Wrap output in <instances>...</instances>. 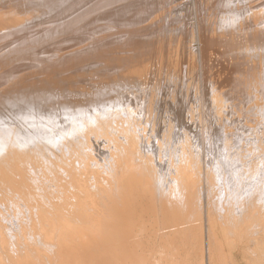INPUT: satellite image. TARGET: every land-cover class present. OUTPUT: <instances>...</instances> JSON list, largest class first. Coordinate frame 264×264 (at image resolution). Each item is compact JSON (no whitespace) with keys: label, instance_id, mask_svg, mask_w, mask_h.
<instances>
[{"label":"bare ground","instance_id":"obj_1","mask_svg":"<svg viewBox=\"0 0 264 264\" xmlns=\"http://www.w3.org/2000/svg\"><path fill=\"white\" fill-rule=\"evenodd\" d=\"M262 124L264 0H0V264L263 246Z\"/></svg>","mask_w":264,"mask_h":264},{"label":"rangeland","instance_id":"obj_2","mask_svg":"<svg viewBox=\"0 0 264 264\" xmlns=\"http://www.w3.org/2000/svg\"><path fill=\"white\" fill-rule=\"evenodd\" d=\"M192 18L193 17H191L190 19L192 20ZM192 22H193V20H192ZM260 63L262 66L263 65V59L262 58L260 59ZM257 117H258V121L263 123V121H262L263 116H257ZM259 128H260L259 137H262V136H264V132H263L264 131V124H262ZM262 147L264 148V144L262 145ZM203 155H204V153H203V149H202L201 167H203L202 170H203V174H204V163H205V161H203ZM262 217H263L262 220L264 223V214L262 215ZM214 230H216V234H217L216 238L218 241H216L217 243H213L212 249L213 250L216 249L217 251H220V254L222 256H215L214 259L213 258L210 259V264H262V263H260L262 258H258V256H260L261 251H264V245L262 246L259 244L256 247L255 246L253 247V245L248 243V241H249L248 237L242 238L240 236L239 232L238 233L234 232V233L229 235L228 231H227V233L225 232L226 229L224 230V227L218 226ZM263 232H264V227H263ZM150 234L147 233L146 236L148 237ZM225 235H226V237H225ZM149 245H150V247L154 248L157 244H154L153 246L151 244H149ZM149 245H148V247H149ZM212 249L210 251V255H212ZM244 249L245 250H247V249L253 250V252H252V254H249L250 252L244 254V252H243ZM216 250H215V253L217 252ZM252 256H254V257H252ZM246 259H248V260H246ZM176 260L177 261L175 262V264H199V259H193V257L187 258L185 255L179 259H176ZM204 262H205V264H209V262L207 263L206 260Z\"/></svg>","mask_w":264,"mask_h":264}]
</instances>
